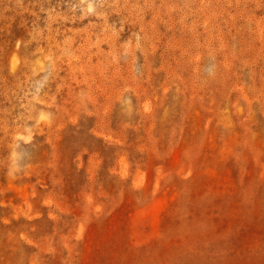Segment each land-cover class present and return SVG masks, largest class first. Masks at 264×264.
<instances>
[{"label":"rangeland","instance_id":"374dc122","mask_svg":"<svg viewBox=\"0 0 264 264\" xmlns=\"http://www.w3.org/2000/svg\"><path fill=\"white\" fill-rule=\"evenodd\" d=\"M0 264H264V0H0Z\"/></svg>","mask_w":264,"mask_h":264}]
</instances>
